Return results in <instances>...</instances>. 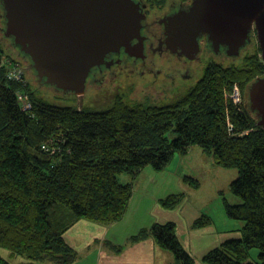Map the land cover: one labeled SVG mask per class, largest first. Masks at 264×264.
<instances>
[{"label": "trees", "instance_id": "16d2710c", "mask_svg": "<svg viewBox=\"0 0 264 264\" xmlns=\"http://www.w3.org/2000/svg\"><path fill=\"white\" fill-rule=\"evenodd\" d=\"M10 53L0 45V61L7 58L14 67L23 65V57L16 52L18 62ZM245 55L236 59L240 62ZM255 58L229 68L208 60L196 87L179 92L183 95L175 101L129 96L98 112L53 105L34 91L33 73L24 69L25 89L8 78L9 68L0 67V254L9 252L28 264H74L75 252L63 236L73 222L116 223L127 212L132 182L144 168L162 172L173 158L196 146L210 154L217 167L236 171L229 185L230 203L220 204L227 217L242 223L202 262L264 264V129L245 107L248 86L264 75V62ZM243 78L244 105L235 110L224 94L231 82ZM19 91L28 94L31 113L21 111L15 96ZM228 123L249 133L231 137ZM121 174L129 181L117 179ZM183 180L197 185L192 178ZM183 198L170 195L160 203L170 209ZM206 218L202 215L195 225L206 224ZM176 232L172 222L154 224L131 240L151 236L176 264H193ZM6 258L0 255V264H9Z\"/></svg>", "mask_w": 264, "mask_h": 264}, {"label": "water", "instance_id": "95a60500", "mask_svg": "<svg viewBox=\"0 0 264 264\" xmlns=\"http://www.w3.org/2000/svg\"><path fill=\"white\" fill-rule=\"evenodd\" d=\"M142 11L135 0H0V33L38 87L77 96L92 75L119 64L120 54L144 58ZM161 23L172 55L195 59L204 38L214 57L239 58L255 33L264 62V0H192ZM246 96L264 129V75Z\"/></svg>", "mask_w": 264, "mask_h": 264}, {"label": "crops", "instance_id": "0c3cea01", "mask_svg": "<svg viewBox=\"0 0 264 264\" xmlns=\"http://www.w3.org/2000/svg\"><path fill=\"white\" fill-rule=\"evenodd\" d=\"M206 155L201 148L194 146L186 156L179 155L174 158V161L162 172L155 173L150 167L144 168L132 182L133 192L127 212L116 223L104 226L85 219L73 222L72 227L63 234L65 241L75 255L77 250L86 251L84 256L76 257L74 264H176L174 256L160 249L151 236L137 242L131 240L141 229L169 222L175 224L178 239L194 263L204 264L203 257L227 241L231 233L237 232L242 226L239 221L227 217L219 203L212 215L210 207L206 211L190 202L186 191L196 190L195 187L185 185L183 179L194 176L192 175L194 165H185L190 160L206 158ZM210 163H212V171H219V175L223 173L222 169L213 163L212 157ZM209 171L210 169H207V173ZM127 181L129 178L125 177L122 183ZM199 187L197 185L196 188ZM227 188L215 186L210 194L209 206L216 203L218 195ZM180 194L185 198L177 208L167 209L161 205V200L166 197ZM202 215L208 217L205 219L206 224L195 225ZM104 246L107 248L105 249ZM0 255L4 256L2 252ZM6 260L9 264H28L22 257L12 258L9 254ZM33 264L55 263L44 260Z\"/></svg>", "mask_w": 264, "mask_h": 264}, {"label": "rangeland", "instance_id": "374dc122", "mask_svg": "<svg viewBox=\"0 0 264 264\" xmlns=\"http://www.w3.org/2000/svg\"><path fill=\"white\" fill-rule=\"evenodd\" d=\"M255 42V44H253L247 51L243 50L241 56L245 57L244 59L248 60V58L250 56H255V61H261L263 62V60L261 59V51L259 50V46L257 41L255 40V33L253 34V38H252ZM0 45L1 47L4 49L5 52H8V48H11L10 44H8L7 41H5L0 33ZM12 56L14 58H17L18 62H20V60L18 59V57L16 56V52L12 51ZM210 53V52H209ZM213 54L210 53L208 55V57H212ZM248 56V57H246ZM217 59V62L219 63L220 61L218 59L221 60V64L224 67H228L229 65H232L233 63H235L236 65H239L243 60H241L240 62L235 58H225V57H214ZM211 59V58H208ZM224 59V60H222ZM252 60V59H251ZM250 60V61H251ZM211 61V60H210ZM234 61V62H232ZM23 62V61H22ZM232 62V63H231ZM217 63V64H218ZM231 63V64H230ZM24 65V62H23ZM21 65L20 68H22V71L24 72V69L26 66ZM233 67V66H230ZM24 68V69H23ZM229 68V67H228ZM205 68H203V66L199 69L200 71L198 72L197 75V79L194 80L196 82L192 83L193 85H191L189 88H186L185 91H183L185 94L188 90H192L196 87L197 82L199 81V79H201L203 73L205 70H203ZM243 75H246L244 73H241ZM24 77H25V73H24ZM26 79V78H25ZM27 81V79H26ZM33 84V82L31 83ZM247 83L245 82V78L241 79L240 81H233L230 83V85L226 88L224 97L226 98V102L232 106L235 110L240 109L242 110L244 102H243V96L242 93L245 90V87ZM92 87L89 84V81L86 85V88L84 90V93L82 95H77L75 96L74 94H66L63 95L60 92H53L50 89H48L47 87H38V85L36 84V86L34 87V91L36 92V94L43 100L48 101L49 103L53 104V105H58L61 107H75L76 110L78 111H83L84 109L89 111H94V112H98L101 109L107 108L108 106H110V104L114 103L116 100L121 99V98H125V97H129L130 98H134L135 100H141L143 98H150V100L154 101L155 100H160L159 102L161 103H168V102H172L175 101L176 98L178 96H180L179 94L181 93H177L176 95H171V93H167V94H162L159 93L158 91H152L150 88H147L145 86H141L138 85L136 82L134 81H129V79H126L124 81H121L119 84L112 85L109 89L105 90V89H101L98 92H95V90H92ZM234 91H237L234 92ZM233 93H236L237 96L233 95ZM181 94V95H183ZM234 101L236 102V104L234 103ZM241 107V108H240ZM244 110V109H243ZM228 129L231 131L230 136H237L238 137H243L246 133H249V130H243L238 131L236 130L232 125H230V123H228ZM169 137L174 138L175 134L174 133H169L168 134ZM192 147H189V150L187 153H190ZM199 148V147H198ZM186 156V155H185ZM204 157H201L200 159H195V160H190L189 162L186 163L185 166L187 165H194L192 167V175L191 177L188 178H192L193 180H195L197 182V185H199V188H194V190L196 191H192V189L190 191H186V194L188 195V197L190 198V202L193 203L197 208H202V210H206L208 211V208L210 207V212L212 213V215L214 214V212L217 210V203H221V202H226L230 203L229 200H231V195L229 194V187L227 188V186L233 181L235 180V178L237 177V173L235 170L232 169H220L223 173H220V175L218 174L217 171H212L211 167H212V163H210V157L211 155L207 154ZM172 161H174V158L172 159ZM192 161V162H191ZM191 162V163H190ZM207 165V166H205ZM184 166V167H185ZM207 169H210V171L207 173ZM215 175V176H213ZM126 177V174H121L117 177V179H120V181L122 182L123 179ZM184 181V180H183ZM120 182V183H121ZM192 182V181H191ZM191 182H185V185H187L188 187H196V186H192ZM217 186V187H222L224 186V188H227L226 190H224V192H221L218 196V200L215 203H212L209 206V198H210V194L213 190V188ZM178 206H176L177 208ZM174 215L176 214L175 212L173 213ZM240 222V221H239ZM241 223V222H240ZM177 233V232H176ZM177 239H178V235H177ZM179 241V239H178ZM181 243V241H179ZM182 245V243H181ZM182 247L184 248V246L182 245ZM104 248L106 249L107 247L104 246ZM3 252L2 254L7 257L9 252L6 251H1ZM86 253L85 252H79V250H77V254L76 257H80V256H84ZM194 263V260L192 262Z\"/></svg>", "mask_w": 264, "mask_h": 264}, {"label": "flooded vegetation", "instance_id": "af4514ba", "mask_svg": "<svg viewBox=\"0 0 264 264\" xmlns=\"http://www.w3.org/2000/svg\"><path fill=\"white\" fill-rule=\"evenodd\" d=\"M135 2L142 5V12L145 14L141 29L144 58H128L120 54L119 64L115 65L114 70L104 76L101 75L99 84L91 85L90 88L95 92L101 89L107 90L115 83L119 84L129 79L162 94L176 95L185 91L196 82L194 80L197 79L199 69L202 66L205 68L208 60L217 61V59L214 56L208 57L210 45L204 38L199 42L200 53L195 59L189 60L187 57L172 55L163 44V24L160 22L186 9L192 0H135Z\"/></svg>", "mask_w": 264, "mask_h": 264}, {"label": "built area", "instance_id": "2783aa9c", "mask_svg": "<svg viewBox=\"0 0 264 264\" xmlns=\"http://www.w3.org/2000/svg\"><path fill=\"white\" fill-rule=\"evenodd\" d=\"M12 64L13 63L10 60H8L7 58L6 59L3 58L0 61V67L9 68V71L7 72V74H9L8 78L12 79L15 83L23 85V87H25V89H26L28 84H27V81L24 77V73L22 71V68H20L19 66L14 67ZM234 92L237 93V91H234ZM236 93H233V95L237 96L238 93L237 94ZM15 96H16V100H17L19 106H21V111L31 113L32 106H31V103L29 101L30 99H29L28 94H26V92H24V91H19V92L15 93ZM234 103L236 104L235 101H234ZM238 110H240V109H238ZM42 149L47 151V149H45L44 147H42Z\"/></svg>", "mask_w": 264, "mask_h": 264}, {"label": "bare ground", "instance_id": "6f19581e", "mask_svg": "<svg viewBox=\"0 0 264 264\" xmlns=\"http://www.w3.org/2000/svg\"><path fill=\"white\" fill-rule=\"evenodd\" d=\"M114 67H115V65H112L108 70H102L101 69L99 73H102L101 75L104 76V74L109 73V71L112 72L114 70ZM101 75H99V74L98 75H92L91 78L89 79V84L92 85V86L98 85L99 82H100L99 81V77Z\"/></svg>", "mask_w": 264, "mask_h": 264}]
</instances>
